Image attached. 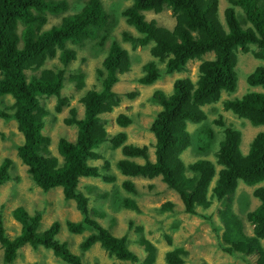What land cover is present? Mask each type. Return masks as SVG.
<instances>
[{"label": "trees", "instance_id": "16d2710c", "mask_svg": "<svg viewBox=\"0 0 264 264\" xmlns=\"http://www.w3.org/2000/svg\"><path fill=\"white\" fill-rule=\"evenodd\" d=\"M105 1L0 0V100L6 95L14 99L7 104L11 111L0 107V116L17 121L24 136L17 147L18 154L31 177L43 189L61 187L65 199L76 201L82 218L67 220L66 226L74 233L91 231L80 243L83 253L99 242L109 255L121 260L120 264H134L139 255L129 247L127 233L115 235L95 219L89 197L79 188L81 177L99 174L98 166L89 160L100 155L96 149L102 143L110 141L112 148H120L123 154L115 163L122 174L161 176L179 192L186 211L197 213V205L206 207L215 199L224 201L227 206L221 215L228 226L225 237L243 250L256 252L258 263L264 264V130L253 137L245 152L241 146L242 131L226 123L220 114L215 122L223 128L219 130L221 133L217 132L205 121L208 116L204 108L221 100L225 110L253 125H264V90L250 89L232 95L238 86L239 53L252 50L264 60V0H230L224 18L219 12V0H128L118 7L120 10H108ZM69 7L72 11L65 13ZM165 8L174 16L172 27L146 18L147 11L158 13ZM115 15L116 19L118 15L125 17L138 31L137 34L123 31L132 48L150 49L152 57L143 64L140 82L153 83L164 73L183 71L191 59L201 60L195 80L179 77L171 91L157 88L152 95V101L161 106L150 125L155 136L153 159L148 145L128 142L124 130L110 132L102 116L121 103L114 85L119 73L132 67L129 51L114 34L107 33L108 23L116 25L117 20H111ZM55 16L59 17L57 21ZM93 41V45H107L105 58L96 68L100 86L88 88L81 95L82 116H78V109L73 106L65 118L77 130L74 140L59 138L60 159L49 150L51 138L43 128L50 111L42 105L41 98L55 96V108L62 111L68 103L63 91L65 81L70 80L80 88L85 86L84 72L69 67L74 60L87 58L80 55V50ZM246 77L250 86L264 89V64H258ZM224 92L230 96L222 98ZM115 119L123 127L132 121L124 112ZM190 122L200 124L199 128L190 131ZM191 144L207 153L214 150L215 160L200 157L186 162L183 152ZM12 166L10 157L1 161L0 185L11 178ZM240 181L254 186L253 195L259 201L247 212L253 225L252 235L243 232L242 222L230 206ZM122 187L132 195L115 204L139 209L133 197L137 193L135 182L126 178ZM172 205L173 202H167L161 208ZM12 214L20 222L21 230L10 237L0 221L3 247L0 264H12L20 247L26 244L51 248L66 263L83 264V255L73 252L68 242L58 237L59 220L41 228V211L31 213L18 206ZM140 241L152 252L153 259V245L144 238ZM187 253L183 247L173 248L167 251L166 261L182 264Z\"/></svg>", "mask_w": 264, "mask_h": 264}, {"label": "rangeland", "instance_id": "374dc122", "mask_svg": "<svg viewBox=\"0 0 264 264\" xmlns=\"http://www.w3.org/2000/svg\"><path fill=\"white\" fill-rule=\"evenodd\" d=\"M124 3L127 4L128 0L105 1L108 10L118 9ZM229 4L230 0H219V12L222 18ZM71 11L72 8L69 7L65 13ZM55 17L53 18L57 21L59 17ZM146 18L156 19L160 24L169 27L175 24L174 16L169 8L158 13L147 11ZM111 20H117V22L115 26L112 22H110L111 26L108 23L107 33L114 34V37L129 51L132 57V67L119 74L118 82L114 85L115 90L121 95V103L113 111L104 113L102 116L110 132L124 130L128 134V142L148 145L150 158L153 159L155 157V136L150 125L161 106L152 101V95L157 88H162L167 92L171 91L174 81L179 77H190L195 80L198 77L201 60L191 59L183 71L164 73L153 83H142L138 78L144 72L143 64L152 57L150 49L147 46L132 48L130 41L124 39V30L131 34L138 32L126 22L125 17L118 15L116 19L115 15ZM93 44L94 41L80 50V55L87 56L85 60H74L70 64L69 68L84 72L85 86L80 88L70 80L65 81L63 91L68 97V103L64 105L62 111H57L55 108L57 102L55 96L41 98L42 105L50 111L45 117L43 128L44 133L51 138L49 150L60 159L62 157L57 150L59 138L64 136L74 140L77 130L74 125L66 123L65 118L70 115L73 106L77 107L78 116H82L81 95L88 88L100 86L96 68L106 55L107 45ZM258 64H264V60L256 57L252 50L239 53L237 63L239 80L237 89L232 95H241L250 89L264 90L260 86L252 87L247 82V74ZM227 96H230L229 93L224 92L222 98ZM13 100L12 96L6 95L3 100H0V107L11 111L7 104ZM204 108L208 116L205 121L211 123L217 132L221 133L219 130L223 128L220 123L215 122L220 114L226 123L242 131L241 146L245 152L253 137L259 131L264 130V125H253L249 120L239 117L230 110H225L221 100L214 104H207ZM120 112L132 117V121L125 127L119 125L115 119ZM199 126L200 124L194 122L188 124L192 132L196 131ZM23 141L24 136L18 128L17 121L0 116V163L5 157L13 160V166L10 168L11 178L0 185V221L6 228L7 234L14 237L21 230L20 222L12 214L14 208L22 206L31 213L41 211V228L49 226L56 219L59 220L61 230L58 237L67 241L73 252L83 255V264H120L121 260L109 255L99 242L84 253L81 251L80 243L91 231L88 229L83 233H74L70 232L66 226L67 220L78 221L82 218L76 201L65 199L59 186L43 189L33 180L27 164L18 154L17 147ZM96 153L100 155L91 158L89 162L98 166L99 174L81 177L79 188L89 197V206L94 209L91 215L95 219L115 235L120 236L127 233L129 247L139 255V260L134 264H169L166 261L167 251L178 247H183L188 251L185 262L182 264H259V256L256 252L243 250L225 237L228 226H225L221 215V211L227 206L224 201L215 199L210 206L197 205V213L188 212L185 210L179 192L168 186L161 176L149 178L122 174L115 163L123 154L120 148H112L110 141L102 143L96 149ZM200 157L215 160L214 150L207 153L191 144L183 152L186 162ZM137 159L143 161L142 158ZM107 160L108 164H106ZM126 178L135 182L137 193L133 194V197L139 209L115 204L116 201L122 202L123 197L132 195L122 187V182ZM253 189L254 186L240 181L236 193L231 198V209L239 216L242 230L246 235L253 234V225L248 219L247 212L259 203L258 198L253 195ZM167 202H173V205L161 208ZM141 238L153 245V259L152 252L140 241ZM262 244L264 246V239H262ZM2 253L3 247L0 243V261ZM12 264L69 263L60 259L51 248L45 246L33 248L26 244L20 247Z\"/></svg>", "mask_w": 264, "mask_h": 264}, {"label": "clouds", "instance_id": "9594fccd", "mask_svg": "<svg viewBox=\"0 0 264 264\" xmlns=\"http://www.w3.org/2000/svg\"><path fill=\"white\" fill-rule=\"evenodd\" d=\"M131 26V25H130ZM134 28V27H133ZM135 29V28H134ZM136 30V29H135ZM137 31V30H136ZM137 34V33H136ZM107 53V52H106ZM105 58V56L103 57V59ZM103 59H102V61H103ZM102 61H101V64H102ZM100 64V65H101ZM123 73V72H122ZM119 74H121V73H119Z\"/></svg>", "mask_w": 264, "mask_h": 264}, {"label": "bare ground", "instance_id": "6f19581e", "mask_svg": "<svg viewBox=\"0 0 264 264\" xmlns=\"http://www.w3.org/2000/svg\"><path fill=\"white\" fill-rule=\"evenodd\" d=\"M213 159V158H212Z\"/></svg>", "mask_w": 264, "mask_h": 264}]
</instances>
